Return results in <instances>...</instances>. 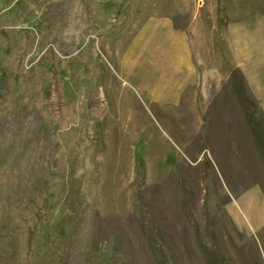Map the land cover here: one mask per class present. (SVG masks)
Returning a JSON list of instances; mask_svg holds the SVG:
<instances>
[{
    "label": "rangeland",
    "instance_id": "374dc122",
    "mask_svg": "<svg viewBox=\"0 0 264 264\" xmlns=\"http://www.w3.org/2000/svg\"><path fill=\"white\" fill-rule=\"evenodd\" d=\"M221 1L0 0V264H264V162L222 86L236 66L264 112V0ZM165 5L191 23L204 84L221 85L186 87L174 106L117 68Z\"/></svg>",
    "mask_w": 264,
    "mask_h": 264
},
{
    "label": "crops",
    "instance_id": "0c3cea01",
    "mask_svg": "<svg viewBox=\"0 0 264 264\" xmlns=\"http://www.w3.org/2000/svg\"><path fill=\"white\" fill-rule=\"evenodd\" d=\"M203 4L204 2L199 8L202 9ZM170 9L165 5L163 14L151 15L143 20L139 25L138 35L132 38L129 47L119 58L117 68L119 79L125 84H129L130 87H147L142 94L153 103L174 106L186 87L221 85L217 83L218 77L215 85L204 84L203 76L200 77L198 74V63L194 61L197 58L192 54L188 35L185 30L174 28V17L167 13ZM177 24L185 28L191 25L178 22ZM245 45L242 48L253 58L256 53L248 50L250 46ZM210 55L219 64L218 55L216 57L212 51ZM258 64L254 67L257 78L255 82L257 87L260 85L264 87L262 83L264 65L260 62ZM224 75V79L227 80L229 73L226 72ZM248 86L251 87L249 81Z\"/></svg>",
    "mask_w": 264,
    "mask_h": 264
},
{
    "label": "trees",
    "instance_id": "16d2710c",
    "mask_svg": "<svg viewBox=\"0 0 264 264\" xmlns=\"http://www.w3.org/2000/svg\"><path fill=\"white\" fill-rule=\"evenodd\" d=\"M222 3L223 1L220 0ZM174 28L179 30H185L183 26H179L175 21L174 17ZM224 22L226 18H223ZM26 47V45H24ZM57 68L53 64L49 68V84H48V95L45 100V108L47 111L52 113L53 119H60V112L63 107L62 92H61V81L57 76ZM225 88L228 87V91L237 99L241 105L243 111V118L246 126L251 133L256 147L260 150L262 160L264 162V112L260 108L257 100L252 96L249 88L246 84L245 78L241 71L236 66L229 68L228 78L223 85ZM225 88L222 87V93ZM11 93V87L9 86L4 72L0 71V106H3ZM27 245L25 249V258H27L28 251L30 250L31 232L28 233ZM162 248V246H159ZM210 263L223 264L221 260H218L216 255L211 254L208 256ZM157 264H167V260L160 259L158 257Z\"/></svg>",
    "mask_w": 264,
    "mask_h": 264
},
{
    "label": "bare ground",
    "instance_id": "6f19581e",
    "mask_svg": "<svg viewBox=\"0 0 264 264\" xmlns=\"http://www.w3.org/2000/svg\"><path fill=\"white\" fill-rule=\"evenodd\" d=\"M251 198H252V197H251ZM251 198H250V199H251ZM251 200H252V199H251ZM249 203H250V200H249ZM250 205H251V204H250ZM248 206H249V205H247V207H248ZM240 212H241V211H240ZM256 218H257L256 220L259 221V220H260V215H256ZM248 224H249V223H248Z\"/></svg>",
    "mask_w": 264,
    "mask_h": 264
}]
</instances>
